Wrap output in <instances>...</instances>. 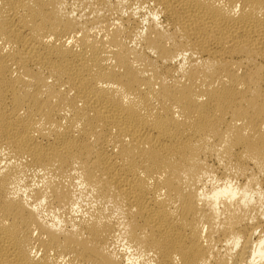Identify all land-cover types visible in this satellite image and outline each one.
I'll return each instance as SVG.
<instances>
[{
    "label": "bare ground",
    "instance_id": "6f19581e",
    "mask_svg": "<svg viewBox=\"0 0 264 264\" xmlns=\"http://www.w3.org/2000/svg\"><path fill=\"white\" fill-rule=\"evenodd\" d=\"M0 264H264V0H0Z\"/></svg>",
    "mask_w": 264,
    "mask_h": 264
}]
</instances>
